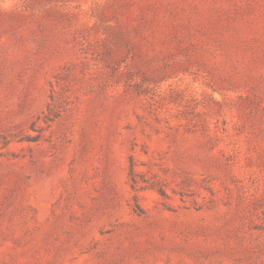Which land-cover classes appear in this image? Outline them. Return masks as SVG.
<instances>
[{
	"label": "rangeland",
	"instance_id": "rangeland-1",
	"mask_svg": "<svg viewBox=\"0 0 264 264\" xmlns=\"http://www.w3.org/2000/svg\"><path fill=\"white\" fill-rule=\"evenodd\" d=\"M0 264H264V0H0Z\"/></svg>",
	"mask_w": 264,
	"mask_h": 264
}]
</instances>
